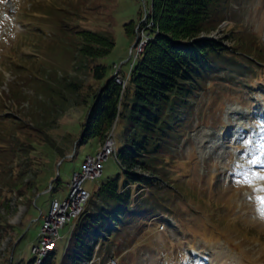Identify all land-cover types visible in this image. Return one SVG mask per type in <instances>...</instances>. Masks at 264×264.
I'll use <instances>...</instances> for the list:
<instances>
[{"label":"rangeland","instance_id":"obj_1","mask_svg":"<svg viewBox=\"0 0 264 264\" xmlns=\"http://www.w3.org/2000/svg\"><path fill=\"white\" fill-rule=\"evenodd\" d=\"M220 5L225 21L202 37L228 48L235 43L225 39L231 36L264 45V0ZM152 12V0H0V185L26 168L22 182L28 185L39 174L40 191L38 197L34 189L23 196L0 191V264H29L50 202L66 199L72 174L101 152L111 134L116 150L124 144L119 119L103 140L77 148L72 142L91 103L85 96L103 83L89 68L104 66L108 77L125 85L135 53L142 51L136 45L145 46L156 32ZM71 29L110 37L114 46L86 64ZM71 84L80 85L78 93ZM187 103L170 123L157 169L136 170L156 181L133 194L140 221L118 234L111 256L100 249L96 264H264V205L257 199L264 197V76L207 77ZM55 145L65 157L58 158L50 148ZM120 173L111 156L101 177L86 180L83 188L92 194ZM143 200L151 208L147 217L137 208ZM67 230H59L55 264L66 252Z\"/></svg>","mask_w":264,"mask_h":264},{"label":"trees","instance_id":"obj_2","mask_svg":"<svg viewBox=\"0 0 264 264\" xmlns=\"http://www.w3.org/2000/svg\"><path fill=\"white\" fill-rule=\"evenodd\" d=\"M221 1L226 3L227 0H152L156 32L148 34L149 40L132 66L124 88L107 76L104 66L89 68L93 78L103 83L85 96L91 103L80 135L72 144L76 142L77 148L91 139L103 140L119 119L124 123L126 138L117 149L116 156L123 169L114 178L101 183L90 195L58 264L89 261L96 244L111 256L118 234L140 221L132 210L136 205L133 194L156 186L153 177L141 173L157 169L158 157L164 152L172 133L170 123L176 119L175 113L180 107L188 106L187 99L200 82L226 73L264 76V45L261 41L249 43L242 36L236 39L231 36L225 39L235 43L228 48L220 39L202 37L214 32L225 21V8L220 5ZM69 31L79 38L78 51L86 64L107 56L114 46L110 37L89 30ZM71 87L78 93L80 85L71 84ZM50 148L58 158L66 156L62 148L56 145ZM19 173L18 178L14 173L10 175L14 176L11 184L1 183L0 191L9 190L23 196L34 189V195L39 194L35 181L39 174L27 185L22 182L26 168ZM58 182L56 178L50 183L51 191L55 190L53 183ZM145 201L140 202L137 208L147 217L151 208ZM103 235L107 238L104 239ZM54 257L53 251L41 264H55ZM32 263L33 259L29 264Z\"/></svg>","mask_w":264,"mask_h":264},{"label":"built area","instance_id":"obj_3","mask_svg":"<svg viewBox=\"0 0 264 264\" xmlns=\"http://www.w3.org/2000/svg\"><path fill=\"white\" fill-rule=\"evenodd\" d=\"M143 47H136L135 51L141 50ZM136 57V53H135ZM124 84V83H121ZM112 148L114 147V139L112 138ZM109 150V151H111ZM108 159V152H97L96 154L91 156L89 162H86V170H81L77 173V177H71L70 183L68 185V189L72 186V184H80L86 180H96L101 176L103 163ZM89 193L86 191L84 197L78 200L76 207L73 210H65V200H57L55 199L54 205H51L49 208L48 216L45 218L42 227L40 229V235L48 236V243L44 244L42 250L37 251L38 257L43 255V251L45 249H49L54 246V241L59 238V230L64 228L65 225L70 226V222L74 220L77 216L82 214L85 203H87L89 199ZM71 211L70 221H63V212ZM69 230V227H68ZM114 261L112 262V264Z\"/></svg>","mask_w":264,"mask_h":264},{"label":"bare ground","instance_id":"obj_4","mask_svg":"<svg viewBox=\"0 0 264 264\" xmlns=\"http://www.w3.org/2000/svg\"><path fill=\"white\" fill-rule=\"evenodd\" d=\"M138 44L136 45V47L138 46ZM140 53H142V51ZM138 56L139 55L136 53V57H138ZM115 82L117 84H121L122 83V81L118 77L115 78ZM121 85L124 87V84H121ZM110 136L111 137H108V139H107V141H106L103 149L101 150V152H108V158L111 155H113L114 154V151H115V148L114 147H113V150H111V148H112V141L111 140L113 138V135L111 134ZM109 150H111V151H109ZM90 159H91V157L87 158V160L84 162V165H82L83 167H82L81 170H86V162H89ZM77 173L78 172L73 173L71 177H77ZM68 191H69L68 192V196L66 197V200H65V210H73L76 207L78 200H80L86 194V190L83 188V185H80V184H72V186L70 187V189ZM54 201H55V199L50 203V206L51 205H54ZM86 204L87 203H85L84 208H85ZM84 208H83V211H84ZM79 216H77L76 218H74V220H72L70 222V226H69V230H68V233L69 234H71L73 232L74 227H75V223L74 222L78 219ZM70 218H71V211H64L63 212V221H70ZM39 236L41 237V240L39 242V245L36 246V247H34L32 249V253H33L34 258L36 260L35 261V264H40L41 263V260L43 258H45L51 251L54 250L55 243L57 241V240L54 241V246L53 247H51L49 249H45L43 251V255L38 257V252L37 251L42 250V248L44 247V244L48 243V236H44V235H39ZM112 262L113 261H111L110 264H112ZM91 263L92 262H89L88 264H91ZM113 264H115V262Z\"/></svg>","mask_w":264,"mask_h":264},{"label":"snow or ice","instance_id":"obj_5","mask_svg":"<svg viewBox=\"0 0 264 264\" xmlns=\"http://www.w3.org/2000/svg\"><path fill=\"white\" fill-rule=\"evenodd\" d=\"M262 179H264V177H262ZM257 199L260 201L262 205H264V197H258Z\"/></svg>","mask_w":264,"mask_h":264},{"label":"water","instance_id":"obj_6","mask_svg":"<svg viewBox=\"0 0 264 264\" xmlns=\"http://www.w3.org/2000/svg\"><path fill=\"white\" fill-rule=\"evenodd\" d=\"M62 161H60V163H61Z\"/></svg>","mask_w":264,"mask_h":264}]
</instances>
